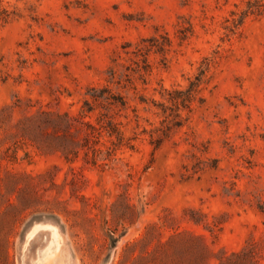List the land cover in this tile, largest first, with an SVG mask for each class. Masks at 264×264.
Wrapping results in <instances>:
<instances>
[{
    "label": "rangeland",
    "instance_id": "1",
    "mask_svg": "<svg viewBox=\"0 0 264 264\" xmlns=\"http://www.w3.org/2000/svg\"><path fill=\"white\" fill-rule=\"evenodd\" d=\"M247 1L0 0V264H264V12L239 22ZM200 70L154 151L140 96ZM107 83L128 103L120 146L102 136L93 164L29 144L28 116L81 118Z\"/></svg>",
    "mask_w": 264,
    "mask_h": 264
},
{
    "label": "trees",
    "instance_id": "2",
    "mask_svg": "<svg viewBox=\"0 0 264 264\" xmlns=\"http://www.w3.org/2000/svg\"><path fill=\"white\" fill-rule=\"evenodd\" d=\"M263 12L264 0H248L238 21L242 22L243 15L248 13L262 14ZM203 76L204 72L200 70L188 80L185 86L161 87L159 91L161 100L151 99V104L143 96H140V103L145 104L143 109L159 117L157 125L149 122L151 126L141 130V133L147 135V141L154 151L160 147L165 139L170 137L173 128L182 125L183 112L191 110L192 101L195 98L201 100L198 94ZM117 86L125 87L120 82H117ZM131 87L135 88L134 85ZM87 94L88 98L84 101L81 118L73 119L67 113L47 110H39L35 116H28L24 130L27 131V134L29 133L27 136L29 144L43 153L59 151L66 161L77 158L79 150L82 149L85 153V160L93 164L96 163V151L99 150L97 144L100 143L102 136L105 135L109 138L113 149L115 146H120L122 134L118 122L115 121V115L128 106L124 95L113 91L108 83L99 87H91ZM96 109L99 111L95 117V123L84 119L85 115L94 112ZM132 110L136 112L135 108ZM135 116L138 118L137 113ZM88 149L92 151L90 157L88 156ZM108 236L114 245L117 240L115 231L109 229Z\"/></svg>",
    "mask_w": 264,
    "mask_h": 264
},
{
    "label": "bare ground",
    "instance_id": "3",
    "mask_svg": "<svg viewBox=\"0 0 264 264\" xmlns=\"http://www.w3.org/2000/svg\"><path fill=\"white\" fill-rule=\"evenodd\" d=\"M42 232V231H41ZM43 236V235H42ZM51 233L50 232H48L47 233V239L43 242V243H41V244H37L39 247H43L46 243H47V240H49L50 238H51ZM41 241V240H40ZM37 246V247H38ZM38 247V248H39ZM38 248L37 249H35L34 250V252L33 253H25L26 254V256H28L27 258L29 259L28 261H32V260H34V259H32L33 257H37L38 256ZM25 263V262H24ZM26 264V263H25Z\"/></svg>",
    "mask_w": 264,
    "mask_h": 264
},
{
    "label": "water",
    "instance_id": "4",
    "mask_svg": "<svg viewBox=\"0 0 264 264\" xmlns=\"http://www.w3.org/2000/svg\"><path fill=\"white\" fill-rule=\"evenodd\" d=\"M47 233H48V232H47ZM47 233L45 234L46 237L44 238L43 242L47 239ZM39 235H43V233H38V232L35 233V234L33 235V237L29 240V244H30V245L34 244L35 239H36ZM28 236H30V234H29ZM42 237H43V236H42ZM53 240H54V239H53ZM43 242H41V243H43Z\"/></svg>",
    "mask_w": 264,
    "mask_h": 264
}]
</instances>
